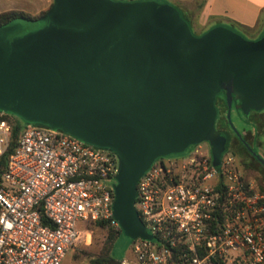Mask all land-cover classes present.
I'll return each mask as SVG.
<instances>
[{
    "label": "water",
    "instance_id": "water-1",
    "mask_svg": "<svg viewBox=\"0 0 264 264\" xmlns=\"http://www.w3.org/2000/svg\"><path fill=\"white\" fill-rule=\"evenodd\" d=\"M221 91L228 120L233 100L244 115L264 108V35L223 25L196 35L156 0H52L37 18L0 25V111L112 152V218L131 240L154 239L135 200L156 158L206 142L219 167L228 150L215 128Z\"/></svg>",
    "mask_w": 264,
    "mask_h": 264
},
{
    "label": "built area",
    "instance_id": "built-area-1",
    "mask_svg": "<svg viewBox=\"0 0 264 264\" xmlns=\"http://www.w3.org/2000/svg\"><path fill=\"white\" fill-rule=\"evenodd\" d=\"M11 137L0 119V155ZM205 144L156 158L139 178L135 207L154 239L133 240L119 264H264V190L228 150L216 168ZM117 165L60 130L23 127L0 177V264H61L90 241L80 222L119 229Z\"/></svg>",
    "mask_w": 264,
    "mask_h": 264
},
{
    "label": "crops",
    "instance_id": "crops-1",
    "mask_svg": "<svg viewBox=\"0 0 264 264\" xmlns=\"http://www.w3.org/2000/svg\"><path fill=\"white\" fill-rule=\"evenodd\" d=\"M172 2L170 4L178 8L191 24H199L202 20L201 25L206 28L227 26V23H231L249 33L255 32L259 27L264 30V0H172ZM51 3L52 0H0V12L18 10L37 15L49 8Z\"/></svg>",
    "mask_w": 264,
    "mask_h": 264
},
{
    "label": "rangeland",
    "instance_id": "rangeland-1",
    "mask_svg": "<svg viewBox=\"0 0 264 264\" xmlns=\"http://www.w3.org/2000/svg\"><path fill=\"white\" fill-rule=\"evenodd\" d=\"M156 1L172 2V0ZM201 21L202 20H200L199 24L190 23L191 29L195 34H199L203 31H206L207 29H210L208 27L206 28V26L204 27V25H201ZM227 26L239 32L249 40L258 39L264 35V30L262 27L257 28L253 33H249L246 32V30L231 23H227ZM227 123L229 126L234 127L242 134H247L253 149L264 159V108L259 111H250L248 114L244 115L243 113H237L236 109L233 107L230 112V120L227 119ZM201 145L203 149L207 148L205 142H201ZM189 147L187 149H189ZM228 153H234L236 160L238 159V155L235 153L233 148H228ZM78 225L79 227H86L89 229L90 241L86 244L83 242V240L78 242L74 248L67 252L61 264H91L90 259L95 258L100 254L101 246L104 241V230L93 225H88L86 222H80ZM132 241L133 240L124 236L123 234L119 235L115 240L111 250V256L113 259L118 261L123 257L130 256Z\"/></svg>",
    "mask_w": 264,
    "mask_h": 264
},
{
    "label": "trees",
    "instance_id": "trees-1",
    "mask_svg": "<svg viewBox=\"0 0 264 264\" xmlns=\"http://www.w3.org/2000/svg\"><path fill=\"white\" fill-rule=\"evenodd\" d=\"M46 10L41 11L37 15H30L26 12L18 11V10H8V11L0 12V25L8 21H11L15 18H18V17L37 18L41 16L42 14H44ZM180 14L186 20V18L182 15L181 12ZM204 32L205 31H203L202 33ZM202 33H199L196 35H201ZM219 100H220V104L217 106L215 105L218 111V120L220 124L227 126V118H226L227 105L225 103L224 96L222 95V97ZM0 119H6L10 123L11 129H12V137L8 145V148L6 149L4 153L0 155V177H1V174L4 171L5 166H6L8 156L13 150L15 140L18 137L22 128L25 127L28 123L24 122L23 120H21L20 118H18L17 116L13 114L4 113V112L1 113ZM237 143L241 147L243 152L248 154L244 145L240 142H237ZM228 148H233V145L229 144ZM251 159H252L251 160L252 163L243 162L242 167L246 171L248 176L253 177L256 180L257 184L260 186V188L264 190V166L261 165L254 158L251 157ZM87 224L93 225L97 228L104 230V241L101 246L100 254L97 257L90 259V263L91 264H119L118 261L114 260L113 257L111 256V250H112L115 240L118 238L119 235L122 234L121 230L112 226L107 220H97V221L87 222Z\"/></svg>",
    "mask_w": 264,
    "mask_h": 264
},
{
    "label": "flooded vegetation",
    "instance_id": "flooded-vegetation-1",
    "mask_svg": "<svg viewBox=\"0 0 264 264\" xmlns=\"http://www.w3.org/2000/svg\"><path fill=\"white\" fill-rule=\"evenodd\" d=\"M222 95L224 96V91H221L217 95L216 100H215V105L216 106L219 105V103H220L219 99L222 97ZM224 98H225V96H224ZM236 102L233 100L231 109L234 107V103H236ZM236 112L237 113H242L239 109H236ZM215 128L218 131H224V132L227 133V135H228V142L227 143H228V145L229 144L233 145V149L235 150V153L238 155L237 156L238 157L237 161H238L239 164L242 165L243 162H245V163H252L251 157L252 158H254V157L248 152L247 149H246V151L248 152V154L245 153V152H243V150L241 149V147L237 143V142H240V143H242V142L237 137L235 131L232 130L231 126H229L228 123H227V126L219 123V120H218V111H217V116H216V121H215ZM238 132L240 133L241 137L252 147V145H251V143L249 141L248 135L247 134H242L240 131H238Z\"/></svg>",
    "mask_w": 264,
    "mask_h": 264
}]
</instances>
